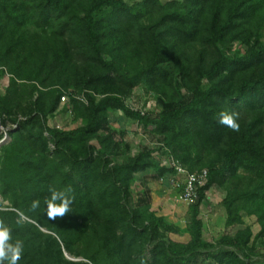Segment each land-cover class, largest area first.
Wrapping results in <instances>:
<instances>
[{"label":"trees","instance_id":"16d2710c","mask_svg":"<svg viewBox=\"0 0 264 264\" xmlns=\"http://www.w3.org/2000/svg\"><path fill=\"white\" fill-rule=\"evenodd\" d=\"M0 73L11 80L1 123L13 117L18 127L0 147V195L11 203L0 223L24 242L18 264H264L254 259L264 239V0H0ZM141 84L157 97L156 114L129 104ZM19 89L30 100L24 113ZM60 110L83 125L50 127ZM223 110L237 113L238 131L218 123ZM115 111L161 148L115 164ZM166 155L208 171L185 229L152 211L146 193L133 199L137 174H176L162 166ZM50 187L72 190L64 217H47ZM214 188L226 192V227L239 228L210 244L200 208ZM245 216L257 217L258 234ZM181 234L190 240L169 238Z\"/></svg>","mask_w":264,"mask_h":264},{"label":"rangeland","instance_id":"374dc122","mask_svg":"<svg viewBox=\"0 0 264 264\" xmlns=\"http://www.w3.org/2000/svg\"><path fill=\"white\" fill-rule=\"evenodd\" d=\"M125 2L129 3L130 5L140 2L142 0H124ZM164 2H168L170 0H163ZM233 53V51H232ZM11 80L10 76L7 73H0V94L2 96L7 95L8 90L10 88ZM20 96H25L23 94V90L19 89ZM27 96V95H26ZM21 99L22 102L26 103L21 107V111L26 109V105L30 104V100L27 97ZM37 95L34 97L36 100ZM14 98V97H12ZM18 97H16V100ZM129 104L135 110L143 111L144 113H152L156 114L158 112V108L156 105L157 97L155 98L153 93H149L148 89H146L143 84L139 85L133 90V94L131 98L128 100ZM63 109V106L60 107ZM25 111H23L24 113ZM4 120L7 121V125L3 126L0 119V147L2 145H7L11 142V137L8 135L9 131H14L18 129L17 125L13 123L14 118L4 116ZM49 126L55 127L64 130H75L83 125L81 119L76 118L68 113H64L63 110H60L56 115H53L49 118ZM110 123L113 132H115V139L120 144L121 148L118 152L112 155V160L115 164H122L127 163L131 159L137 157L144 147H148L151 149H159L161 148L158 144V138L156 135L152 134L150 131L145 132L143 129L138 128L137 124L127 120L121 112L115 111L111 114ZM92 144H96V140L91 141ZM162 150L159 151L161 153ZM158 153V152H157ZM155 154V157L160 160L161 155ZM162 154V153H161ZM166 164L162 162V165ZM155 173L152 172L150 176H146L151 183V186L147 188L146 191H141L145 186L142 183L143 178L139 177L138 181L140 184H136L133 187V199L134 201H138L143 199V194L146 193L147 198L150 199L149 201L154 204L160 209L163 210L164 208L168 210L169 216L167 218L171 224H175L181 229H185L187 227V220H188V210L185 211L184 208H189V206H184V203L180 201L181 191L179 188H174L170 185L169 182L165 179L161 181L157 179L154 175ZM168 191V192H167ZM168 198L171 202L172 206H169L167 209V205L163 203V199ZM154 198V199H153ZM226 198V192L219 188H214L207 193L206 200L202 203L200 208V219L203 221V239L210 243V244H217L219 239L222 235L230 233L233 234L239 227L234 229H228L226 227L227 215L225 210L222 207V201ZM176 204V205H175ZM175 205V206H174ZM11 207V203L8 200H5L0 195V209L1 210H8ZM19 221L20 222H30L35 224L39 227V229L45 234H53L47 231V229L40 227L37 223L33 220L27 218L20 212H18ZM245 226H250L254 234H258L261 231V227L259 225L257 217H247L243 218ZM55 237L56 235L53 234ZM169 238L176 242L187 243L190 240L188 235H169ZM256 256H254L255 260H264V239L259 240L256 242ZM66 259L70 261H85L84 258H75L71 256L69 253L65 252ZM200 264H209L207 261H202Z\"/></svg>","mask_w":264,"mask_h":264},{"label":"clouds","instance_id":"9594fccd","mask_svg":"<svg viewBox=\"0 0 264 264\" xmlns=\"http://www.w3.org/2000/svg\"><path fill=\"white\" fill-rule=\"evenodd\" d=\"M237 118V113L228 110L220 111L217 116L219 124L234 131L239 130V125L236 123ZM48 192L49 195L45 198V204L49 219L64 217L66 213L70 212L75 199L70 188L56 189L50 187ZM31 207L33 210L37 209L40 207V202L38 200L33 201ZM23 252L24 242L20 239L13 240L11 229L0 223V264H18Z\"/></svg>","mask_w":264,"mask_h":264},{"label":"built area","instance_id":"2783aa9c","mask_svg":"<svg viewBox=\"0 0 264 264\" xmlns=\"http://www.w3.org/2000/svg\"><path fill=\"white\" fill-rule=\"evenodd\" d=\"M76 98L87 104V99L84 95L77 96ZM68 102L69 98L67 95L61 97V105H65ZM161 153L163 154V151ZM161 153H157V155H162ZM162 162L166 163L162 166L174 169L176 174L160 180L164 181L166 179L172 187L181 189L179 198L181 202L187 206L194 204L198 200L200 189L205 187L208 182V171L203 170L199 173H191L177 160L167 155L163 156Z\"/></svg>","mask_w":264,"mask_h":264},{"label":"crops","instance_id":"0c3cea01","mask_svg":"<svg viewBox=\"0 0 264 264\" xmlns=\"http://www.w3.org/2000/svg\"><path fill=\"white\" fill-rule=\"evenodd\" d=\"M152 174V172H150V171H147V172H142V173H139V174H137V176H139L140 178H143V180H142V183L145 185L144 187H143V189H141V191H146L147 190V188L148 187H150L151 186V183L150 182H148V181H150L146 176H150ZM155 175V174H154ZM139 177H136V183H135V185L136 184H140V182L138 181L139 179ZM168 192V191H167ZM154 199V198H153ZM162 199L164 200L163 201V203L165 204V206L167 205V209H169L168 207L169 206H172L171 205V202H170V200L168 199V198H164V196H162ZM181 204H182V202H181ZM176 205V204H175ZM174 205V206H175ZM184 206H186V204H184ZM151 207H152V211H154V212H156L159 216H162V217H164L165 219H166V221L168 222V223H170V221L168 220V219H170V218H167V215L169 216V213H168V210H166L165 208L163 209V210H160L155 204H154V202H152L151 203ZM189 208H184V210L185 211H187ZM171 224V223H170Z\"/></svg>","mask_w":264,"mask_h":264}]
</instances>
